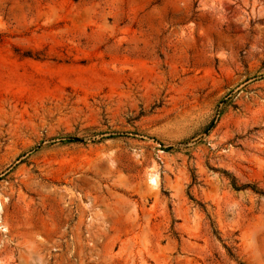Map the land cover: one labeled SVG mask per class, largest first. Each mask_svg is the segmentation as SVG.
<instances>
[{
    "label": "rangeland",
    "instance_id": "rangeland-1",
    "mask_svg": "<svg viewBox=\"0 0 264 264\" xmlns=\"http://www.w3.org/2000/svg\"><path fill=\"white\" fill-rule=\"evenodd\" d=\"M0 264H264V0H0Z\"/></svg>",
    "mask_w": 264,
    "mask_h": 264
},
{
    "label": "trees",
    "instance_id": "trees-1",
    "mask_svg": "<svg viewBox=\"0 0 264 264\" xmlns=\"http://www.w3.org/2000/svg\"><path fill=\"white\" fill-rule=\"evenodd\" d=\"M212 125V124H211ZM233 184H235V183H233ZM235 186V185H234Z\"/></svg>",
    "mask_w": 264,
    "mask_h": 264
}]
</instances>
